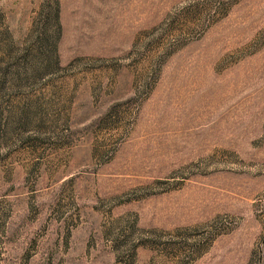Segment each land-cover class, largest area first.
Returning <instances> with one entry per match:
<instances>
[{"label":"rangeland","instance_id":"rangeland-1","mask_svg":"<svg viewBox=\"0 0 264 264\" xmlns=\"http://www.w3.org/2000/svg\"><path fill=\"white\" fill-rule=\"evenodd\" d=\"M0 264H264V0H0Z\"/></svg>","mask_w":264,"mask_h":264}]
</instances>
